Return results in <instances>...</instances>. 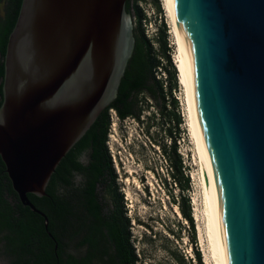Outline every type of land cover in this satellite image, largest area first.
Wrapping results in <instances>:
<instances>
[{"label":"water","instance_id":"obj_1","mask_svg":"<svg viewBox=\"0 0 264 264\" xmlns=\"http://www.w3.org/2000/svg\"><path fill=\"white\" fill-rule=\"evenodd\" d=\"M170 1L196 73L225 264H264V0ZM126 5L23 0L9 37L0 157L48 233L28 195L46 196L61 161L116 99L135 48Z\"/></svg>","mask_w":264,"mask_h":264},{"label":"trees","instance_id":"obj_2","mask_svg":"<svg viewBox=\"0 0 264 264\" xmlns=\"http://www.w3.org/2000/svg\"><path fill=\"white\" fill-rule=\"evenodd\" d=\"M142 1L127 0L126 9L134 18L135 48L116 99L61 161L47 187L46 196L28 195L35 207L47 216L48 231L52 237L45 229L44 218L30 208L23 207L16 198L14 202L18 204L17 211L20 210L21 216L13 217L16 209L5 199V188L11 194L16 193L0 157V231L13 228L12 220H18L17 234L11 242L20 247L23 256L27 257L29 253L36 252L29 249L32 241H36V264H85L74 258L68 262L61 259L63 246L68 242H74L79 247L88 244L92 254L98 252L99 246L105 241L115 248L121 264H138L140 261L133 245L131 219L126 213L114 158L108 145L112 124L110 111H114L121 121L134 119L142 122L144 114L156 108L162 126H168L165 132L170 143H161L160 146L171 169L173 184L181 191L180 197H173V201L182 218L190 224L196 244L192 205L188 197L191 180L178 145L184 120L176 97L179 73L172 59L167 24L161 22L156 37H149L143 27L147 16L139 7ZM22 2L0 0V106L3 102L4 60L8 40L16 25ZM155 6L161 12L158 0H155ZM84 155L85 159L82 160ZM195 257V264H204L198 249ZM175 259L178 264H187L183 255H175Z\"/></svg>","mask_w":264,"mask_h":264},{"label":"rangeland","instance_id":"obj_3","mask_svg":"<svg viewBox=\"0 0 264 264\" xmlns=\"http://www.w3.org/2000/svg\"><path fill=\"white\" fill-rule=\"evenodd\" d=\"M158 1L161 12L156 8L155 0H143L139 4L140 9L147 16V22H144L143 27L146 34L154 38L161 22L167 24L172 59L177 66L180 56L176 35L163 8V0ZM132 20L134 25L133 17ZM185 93L179 83L176 97L179 99L180 113L184 120L180 128L182 136L178 145L179 153L188 169L186 173L191 180L188 197L192 205L196 244L193 242L190 224L179 215L180 210L173 201V197L176 199L180 197L181 191L173 184L171 169L160 146L161 143H170L165 132L168 126H162L156 108L146 112L142 122L134 119L117 120L115 112L110 111L112 124L108 145L114 158L126 213L131 219L133 245L140 259L138 264H178L175 255H183L187 264H195L197 249L202 254L203 263L206 264L207 248L199 238L200 228L205 233L206 227L201 212L203 193L200 164L187 115ZM175 131L173 129V132Z\"/></svg>","mask_w":264,"mask_h":264},{"label":"bare ground","instance_id":"obj_4","mask_svg":"<svg viewBox=\"0 0 264 264\" xmlns=\"http://www.w3.org/2000/svg\"><path fill=\"white\" fill-rule=\"evenodd\" d=\"M163 8L168 14L170 23L176 35L180 56V61L177 63L179 83L186 92L187 115L190 120V128L196 145L198 161L200 164V180L203 193V209L201 212L205 220L206 227L205 233L200 228L199 238L207 248L205 250V263L225 264L216 220L206 144L200 116L197 82L195 77L196 73L189 49L174 16V9L171 1L163 0ZM196 212L198 213V209H196ZM179 215L181 216L180 213ZM196 217L198 218L199 216L196 214Z\"/></svg>","mask_w":264,"mask_h":264},{"label":"flooded vegetation","instance_id":"obj_5","mask_svg":"<svg viewBox=\"0 0 264 264\" xmlns=\"http://www.w3.org/2000/svg\"><path fill=\"white\" fill-rule=\"evenodd\" d=\"M84 157L85 155L82 157V160L85 159ZM16 195L17 193L11 194L9 190L5 188V199L11 202L12 206L16 209L12 214L13 217H20L21 212L20 210L17 211L19 209L17 208L18 204L14 202L15 198L16 201H18L19 199V196L17 198ZM23 207L25 206L23 205ZM12 222L13 228H6L5 230L0 231V264H36L34 260V257L38 253L37 247L35 246L36 241H32V244L29 247V249L35 250L36 252L29 253L30 255L24 257L21 253V248L16 247L15 245H13V242H11L12 239L15 238V234H17L16 226L19 221L14 219L12 220ZM57 247L58 246H56V249ZM63 248L64 253L61 255V259L63 261L68 262L69 259L74 258L80 263L85 262V264H121L119 258L117 257L115 248L111 243H107L105 241H103V243L99 246L98 252L92 254L90 252L91 247L88 244L79 247L76 246L74 242H68L67 245L63 246ZM58 259H60V256Z\"/></svg>","mask_w":264,"mask_h":264},{"label":"built area","instance_id":"obj_6","mask_svg":"<svg viewBox=\"0 0 264 264\" xmlns=\"http://www.w3.org/2000/svg\"><path fill=\"white\" fill-rule=\"evenodd\" d=\"M115 115H116V113H115ZM116 119L119 120V118L117 116H116Z\"/></svg>","mask_w":264,"mask_h":264}]
</instances>
